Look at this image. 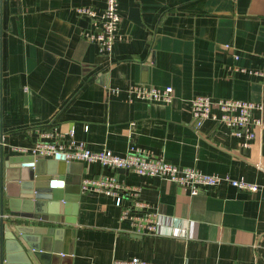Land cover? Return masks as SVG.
<instances>
[{
    "label": "crops",
    "instance_id": "1",
    "mask_svg": "<svg viewBox=\"0 0 264 264\" xmlns=\"http://www.w3.org/2000/svg\"><path fill=\"white\" fill-rule=\"evenodd\" d=\"M106 1L0 0V149L18 159L37 155L31 151L37 141H68L73 126L74 137L94 150L123 155L135 144L259 189L222 183L192 194L158 176L73 160L83 162V171L69 173L77 181L66 185L73 200L62 220L30 223L58 228L62 248L72 251L65 264L132 256L264 264V124L246 140L213 118L197 126L189 110L198 94L250 99L263 103L255 114L264 123V0H119V36L104 53L85 36L94 22L77 7L100 13ZM136 83L172 85L173 99L133 97L128 88ZM102 174L138 189L137 199L159 214L156 230L138 231L123 214L125 207L138 212L131 194L118 205L110 194L80 188Z\"/></svg>",
    "mask_w": 264,
    "mask_h": 264
},
{
    "label": "built area",
    "instance_id": "2",
    "mask_svg": "<svg viewBox=\"0 0 264 264\" xmlns=\"http://www.w3.org/2000/svg\"><path fill=\"white\" fill-rule=\"evenodd\" d=\"M77 11L93 19L95 29L86 31L85 36L99 45V50L110 53L114 42L119 36L121 14L119 0H107L102 12L93 5H81ZM236 57L238 55L236 54ZM111 91L118 92L117 88ZM131 96L149 101L170 102L173 99L174 88L172 85L150 86L144 83L131 84L128 88ZM263 103L260 101L243 98H213L207 94H198L189 101V110L200 126L205 119L213 118L224 123L229 133L246 140H252L257 134V129L263 126V117L256 115V110H261ZM218 109V110H217ZM71 138L68 141L61 139L40 140L32 147L34 154L45 157H64L67 160L98 161L102 165L113 169L124 168L141 175L158 176L189 188L192 194L199 193L204 187L217 188L222 183L232 184L240 189L256 191L259 184L245 178H235L229 174L205 172L196 166H180L165 158L156 155L147 148L132 144L123 155L114 153L111 149L94 150L84 140L74 137V127L70 129ZM60 135V134H59ZM83 191L106 193L114 196L116 203L121 205L123 197L131 194L133 208L137 213H131L129 208H124L123 214L132 218V225L140 231L145 228L156 230L159 214L146 209L147 204L137 199L138 189L117 179L114 174H102L87 177L81 183ZM134 189V190H133ZM113 264H172L168 262H154L132 256L129 258L115 259Z\"/></svg>",
    "mask_w": 264,
    "mask_h": 264
},
{
    "label": "water",
    "instance_id": "3",
    "mask_svg": "<svg viewBox=\"0 0 264 264\" xmlns=\"http://www.w3.org/2000/svg\"><path fill=\"white\" fill-rule=\"evenodd\" d=\"M82 171L83 162L63 156L18 159L0 149V264H65L72 251L62 248L58 228L30 222H60L73 200L66 185L77 181L69 173Z\"/></svg>",
    "mask_w": 264,
    "mask_h": 264
}]
</instances>
